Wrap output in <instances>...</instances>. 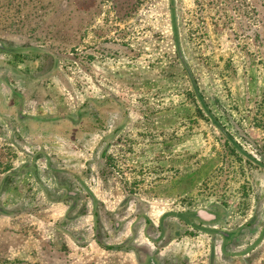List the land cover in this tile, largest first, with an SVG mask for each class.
I'll list each match as a JSON object with an SVG mask.
<instances>
[{
  "label": "rangeland",
  "instance_id": "obj_1",
  "mask_svg": "<svg viewBox=\"0 0 264 264\" xmlns=\"http://www.w3.org/2000/svg\"><path fill=\"white\" fill-rule=\"evenodd\" d=\"M170 1L0 0L6 48L44 45L59 67L45 80L40 108L30 103L24 111L98 119L85 125L86 133L65 131L72 139L43 135L46 158L77 174L110 214L100 216L99 241L116 246L130 239L134 248L100 247L90 214L65 222L71 201L59 202L63 193L44 173L43 157L35 161L36 172L48 199L32 175L2 183L38 153L26 149L19 130L14 143L0 135V208L6 212L0 213V264H142L145 253L158 264H209L211 249L215 264H245L240 253L252 246L247 264H264V170L239 157L197 114L171 16L173 7L181 54L209 109L245 152L261 160L264 0ZM29 56L9 60L31 74L36 69ZM93 126L97 133L89 134ZM101 157L105 177L97 167ZM201 210L215 215L212 229L240 231L231 250L238 255L221 261L219 237L213 244L174 217L188 212L199 224Z\"/></svg>",
  "mask_w": 264,
  "mask_h": 264
},
{
  "label": "trees",
  "instance_id": "obj_2",
  "mask_svg": "<svg viewBox=\"0 0 264 264\" xmlns=\"http://www.w3.org/2000/svg\"><path fill=\"white\" fill-rule=\"evenodd\" d=\"M170 2H172V0ZM171 16L176 54L178 57V61L189 83L190 90L188 92V95L191 98L192 103L196 107L197 114L207 123H209L212 127L219 131L220 135L225 138L226 143L232 146V151H235L239 157L245 159V161L249 162L250 164H253L255 168L264 170V159H256L254 156L245 152L241 148V146L233 139V137L229 133H227V131H225L224 127L218 122V120L213 115L212 111L209 109L208 105L206 104L199 91L196 79L194 78L192 72L188 67V64L185 62L181 54L173 7H171ZM43 48H45L44 45H41L38 48H32L31 46H21V48H17L16 50H10L6 48L5 44L2 41H0V113L12 116V118L10 119L4 117V121L7 124L9 123L8 127H11L13 130H15L16 127L18 128L21 125H24V127L28 130V134L26 137L31 141H41V143L47 142L43 138L44 133H54L57 135L59 134V136L64 138L66 136L67 140L68 138L72 139V137L67 135L69 133L65 131L70 129V131H72L73 129L74 133V131L78 129L80 131V133L78 134H83V132H85V125H94L98 121V119L91 118V120L88 119L86 120V122H84L85 116H80V114L77 115L76 118H72L69 116L43 118L32 117L24 113V109L27 104L30 105L31 103V105L34 104L35 106H38L39 104H42V100L40 98H47V92L45 91V80L53 77L59 68L54 56L52 54H47L46 52H44L45 50H42ZM33 52H35V56H29V53ZM24 55L31 57L29 61L32 64L31 66H34L36 69L33 70L35 71L34 73H28V71H30V69H26V67L28 66L25 67L26 71L28 70L27 72L13 67V63L9 60V58H13V60L15 58L23 60L22 57H27ZM3 98H9V100L7 102H4ZM26 100H28L27 103L25 102ZM95 130L96 129L93 126V128H91V132L88 133H97V131L95 132ZM101 130H104V127L100 128L99 131ZM14 136L18 137V134L15 133ZM38 157H43L45 159L46 166L44 173L46 175H51L52 178L55 180H62L63 182V185H61V183H59L58 181L55 182V188L57 189V192L63 193L62 200L60 199L59 202L61 203L64 201V203H66L68 201H71V204L67 209V212L65 213V222L75 223L76 221H78V219H82L84 216L90 214L92 216V231L95 235L94 240L100 247L115 252H128L129 250H134V248H131L130 246V239L116 246H106L99 241L98 235L101 233L102 228L100 216L103 220H106V218L110 216V214L102 210L101 204L95 199L93 194L88 190V188L84 185V183L81 181L77 174H75L74 172H70L69 170H65L63 168H56L55 165L52 164L51 160L46 158L44 150H39L38 153H36L32 157V160L30 162L23 164L19 168L16 174H14V172L9 174L7 173L3 177L2 183H7L8 180L12 178L11 176L19 177L20 175H32V178L34 179L35 183L38 184L39 189L43 193L44 197L48 199V196H46L47 187L45 186L44 182H42L40 178L41 175L39 176V174H37L36 172L35 161ZM97 167L103 177H105L107 174V172L105 171L107 165L104 164V160L102 159V157L100 162L97 164ZM44 173L43 175L45 176ZM70 183L73 186H71ZM83 200H87V202H83ZM80 201H82V204H80V208L75 211V208L79 205ZM0 213L4 214L6 212L2 208H0ZM174 217L177 218L183 224H185L188 228L194 229L197 232L199 231L207 235L210 238L211 243L214 242L215 238L219 237L221 239L219 242L221 261L224 259L231 258L232 256L238 255L236 253L233 254L231 250L237 247L236 239L238 237V233L240 232L239 230L223 231L212 229L209 225L215 222L216 217L211 222H203L199 220V224L194 221V215H191L188 212L175 214ZM145 223V225H148L146 220ZM118 225L119 224H117L116 227H118ZM158 231H160V226L158 227ZM72 238L76 242L78 241V239H80L78 237ZM253 249L254 247L252 246L251 248H248L247 251L240 253L243 255V257L247 256L244 258L245 264L250 262L249 260L251 258V254L249 253ZM144 256L145 258L142 264H158L155 258H153V256L149 253H145ZM215 261V253L211 249L208 263L215 264ZM139 264L141 263L139 262Z\"/></svg>",
  "mask_w": 264,
  "mask_h": 264
},
{
  "label": "crops",
  "instance_id": "obj_3",
  "mask_svg": "<svg viewBox=\"0 0 264 264\" xmlns=\"http://www.w3.org/2000/svg\"><path fill=\"white\" fill-rule=\"evenodd\" d=\"M9 100V98H3V101L4 102H7ZM26 103L28 102V100L25 101ZM41 106V104L38 105L37 109H39ZM40 112V110L38 111ZM26 115H29V116H32V117H42V114L41 112L38 114V115H35V114H31V112L27 111V112H24ZM4 117H7V119H10L12 118V116L8 115V114H4V113H0V135L2 136V134H8V140L7 142L9 143H14L15 142V139L16 137L14 136V134L16 133L17 134V131L21 130L25 133V135L27 136L28 134V130L27 128L24 127V125H21L20 127H16L15 130H13L11 127H8V124L4 121ZM47 133H44L43 135H46ZM24 139V138H23ZM5 140V139H4ZM26 144H28V148H26L27 150H30L31 148L35 149V150H45V146L41 147L42 145H46L48 144L47 142H42L41 141H31L30 139H27L26 138ZM38 148V149H37ZM79 177V176H78ZM80 178V177H79ZM82 182H84L82 179H81Z\"/></svg>",
  "mask_w": 264,
  "mask_h": 264
},
{
  "label": "water",
  "instance_id": "obj_4",
  "mask_svg": "<svg viewBox=\"0 0 264 264\" xmlns=\"http://www.w3.org/2000/svg\"><path fill=\"white\" fill-rule=\"evenodd\" d=\"M196 215L197 218L203 222H211L215 219V215L203 210L198 211Z\"/></svg>",
  "mask_w": 264,
  "mask_h": 264
}]
</instances>
